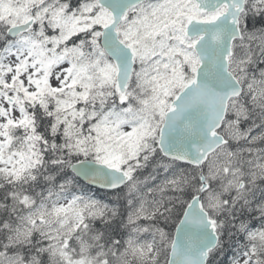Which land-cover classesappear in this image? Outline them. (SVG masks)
<instances>
[{"label":"snow or ice","instance_id":"snow-or-ice-1","mask_svg":"<svg viewBox=\"0 0 264 264\" xmlns=\"http://www.w3.org/2000/svg\"><path fill=\"white\" fill-rule=\"evenodd\" d=\"M0 264H264V0H0Z\"/></svg>","mask_w":264,"mask_h":264}]
</instances>
